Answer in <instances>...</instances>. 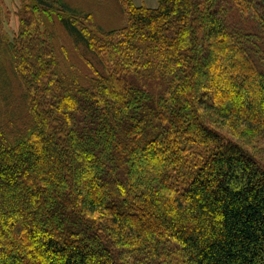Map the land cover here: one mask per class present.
Listing matches in <instances>:
<instances>
[{
  "label": "trees",
  "instance_id": "trees-1",
  "mask_svg": "<svg viewBox=\"0 0 264 264\" xmlns=\"http://www.w3.org/2000/svg\"><path fill=\"white\" fill-rule=\"evenodd\" d=\"M114 1L0 29V264H264V0Z\"/></svg>",
  "mask_w": 264,
  "mask_h": 264
},
{
  "label": "rangeland",
  "instance_id": "rangeland-1",
  "mask_svg": "<svg viewBox=\"0 0 264 264\" xmlns=\"http://www.w3.org/2000/svg\"><path fill=\"white\" fill-rule=\"evenodd\" d=\"M73 2H79L84 7L90 6L91 8L97 2H100L101 8L97 9L98 19H102L104 15L111 18L115 16V11L118 10V4L114 0H72ZM135 6H146L156 8L158 6V0H132ZM30 0H0V29L4 36H8L10 39L15 37L21 27V17L25 14L26 6H29ZM89 7V8H90ZM102 10V11H101ZM29 14V15H28ZM27 17L33 15L32 12L28 13ZM112 15V16H111ZM32 18V17H31ZM33 20V18H32ZM221 130L230 136L234 137L233 131L228 128L227 125L221 126ZM243 145L251 149L255 155H257L264 163V139L256 138H238Z\"/></svg>",
  "mask_w": 264,
  "mask_h": 264
},
{
  "label": "crops",
  "instance_id": "crops-1",
  "mask_svg": "<svg viewBox=\"0 0 264 264\" xmlns=\"http://www.w3.org/2000/svg\"><path fill=\"white\" fill-rule=\"evenodd\" d=\"M151 8H153V7H151Z\"/></svg>",
  "mask_w": 264,
  "mask_h": 264
}]
</instances>
